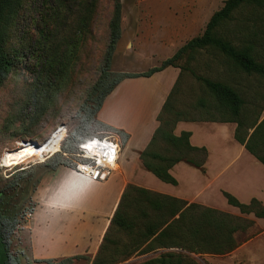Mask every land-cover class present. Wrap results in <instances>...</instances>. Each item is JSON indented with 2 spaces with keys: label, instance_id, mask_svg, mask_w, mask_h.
<instances>
[{
  "label": "rangeland",
  "instance_id": "rangeland-1",
  "mask_svg": "<svg viewBox=\"0 0 264 264\" xmlns=\"http://www.w3.org/2000/svg\"><path fill=\"white\" fill-rule=\"evenodd\" d=\"M49 1L21 0L17 3V13L9 28L7 48L11 57H18L19 60L0 86V193H3V211L18 217L11 248L22 264H48L47 260L57 264L69 258L42 259L35 257V254L48 238H53L54 245L59 243L56 242L59 238H65V231L72 219L63 217L60 222L51 220L49 208L46 207L57 189L63 165L39 162L33 163V168L29 170L24 169V164L5 167L1 158L7 154L6 151L16 149L21 141L46 143L61 125H65L69 133L64 145L75 143L85 136L82 134L84 131L90 133L95 130L97 121L95 117L88 118L89 109L94 104L95 85L100 82L102 74L108 72V60L110 73L104 88L121 74L146 70L162 59L172 58V53L181 45L180 40L174 37L179 29L178 23L186 18L195 19L202 29L226 0H120L121 36L114 50L110 47L113 0H63L61 4L52 0L58 6V12L45 18L47 12L51 11ZM79 3L86 5L90 12L86 24L81 16L82 10L77 11L75 4ZM44 25L50 33L49 48L55 51L59 47L65 51L67 68L63 80L42 88L36 84L43 77L40 65L36 64L37 57L43 53L38 44L43 38L36 26ZM83 27H86L85 30ZM217 33L235 45L257 35V58L264 62V11H238L233 20L223 24ZM186 56L176 61L184 71L174 96L175 110L170 112V118L175 119L178 111L184 112L187 118L197 120L223 118L221 113L214 110L217 102L199 77L235 86L249 102L248 110L257 114L264 102V78L248 76L229 67L232 64L212 47L198 55L196 60H187ZM229 68L233 71L232 77ZM202 102H206L205 107L201 106ZM43 106L45 111L37 115L36 112ZM124 150L123 147L121 154ZM155 150L170 154L169 146L162 142ZM30 159L34 160L31 155ZM121 173L119 166L110 179ZM149 175L143 177L146 185L150 184ZM117 208L102 210V224L109 220V225L104 232L102 229L103 234L100 232L97 236H90V248L83 254L87 259L75 260L72 264H93L106 235L109 241L104 243L106 250L103 256L109 260L117 259L116 264H144L163 255L160 248L144 253L142 250L148 244L133 251L139 232L128 233L112 226ZM127 210L136 216L133 207L129 206ZM241 220L243 223L251 222V226L240 230L236 240L244 243L255 238V243L227 255H192L193 259L183 264H264V224H256V221L245 217H241ZM140 222L136 221L138 226Z\"/></svg>",
  "mask_w": 264,
  "mask_h": 264
},
{
  "label": "trees",
  "instance_id": "trees-1",
  "mask_svg": "<svg viewBox=\"0 0 264 264\" xmlns=\"http://www.w3.org/2000/svg\"><path fill=\"white\" fill-rule=\"evenodd\" d=\"M20 1L0 0V86L7 79L15 62L19 60L18 57H11L9 54L7 41L9 28L12 25L15 13H17V3ZM53 1H49L51 11L47 12L45 18L55 16L58 12V6L54 5ZM62 2L63 0L55 1L56 4H61ZM113 3L114 11L110 22L112 29L110 38L111 50L115 49L121 36L120 24L122 18L120 0H113ZM75 5L77 6V11L82 10L81 16L86 24L90 19V12L85 8L86 5L82 3ZM245 9L264 11V0H226L223 7L212 15L204 33L187 42L172 58L163 61L160 67L153 68L142 74H121L107 88H104L105 80L109 78L110 73V62L108 60V72L105 71L102 74L100 82L94 87L95 94L92 98L94 104L89 109L90 114L88 118H96V114L101 109L106 97L125 78L150 77L154 73L162 71L169 66L181 68L180 79L169 95L158 117L160 126L156 130L148 148L141 153L144 168L163 182L173 185L178 184L177 180L170 173V170L177 163L185 161L204 170L207 160L208 154L206 148L193 147L190 144V133L184 132L180 136L174 134L175 127L180 121H221L237 123L236 140L264 164V120L260 124L258 123L264 110V102L260 106L257 114L255 111L250 112L248 110L249 102H247L246 98L235 86L221 81H213L209 78H198L205 84L208 91L215 98L217 104L216 109H213L221 113L223 118L212 117L207 120H197L187 118L184 112L182 113L178 110L175 113V119L169 117L170 112L173 113L175 110L174 96L184 71L183 67L176 64V61L180 57V60H182V57L187 55V60H196L198 59V55L206 51L208 47H212L218 50L233 65L228 64L229 67L236 68L248 76L259 75L264 78V62L257 58V51H259V40L255 38L257 35L247 37L240 41L238 45H235L217 33L223 24L233 20L235 13ZM36 28L43 38L38 43L43 53L37 57L36 64V66L40 65L43 77L40 78V81H36V84L45 88L65 78L67 64L65 63L64 50L58 47L55 51H52L49 48L51 45L48 42L50 37L49 31H47L48 27L44 25L43 27L36 26ZM85 28L83 27V30ZM232 72L229 68L231 77ZM250 104L253 105L254 102ZM201 106L205 107L206 102H202ZM44 111L45 106L37 111L36 114H43ZM100 126L103 125L97 122L96 128ZM253 129V133L250 134V130ZM87 133V131H84L82 134ZM159 142L169 146V155L155 150ZM59 158L60 161L58 162ZM57 163L63 166H71L70 161L61 154H56L45 162L46 165ZM224 195L228 203L239 208L242 214L249 215L253 213L257 218L264 219V205L257 199H253L249 204H243L229 193L224 192ZM2 196L3 193H0V264H22L20 257L11 248L12 237L19 223L18 217L16 214H7L3 211ZM129 206L133 207L136 211V216L127 210ZM137 220L141 221L139 226L136 223ZM112 226H116L128 233H133L134 231L139 232L137 236L138 240L133 251L140 250L146 244H148L146 249L142 250L144 253L156 248L162 249V252H164L163 255L161 254L155 259H149L144 264H183L188 259H193L192 255H227L232 253L239 246L235 237L236 233L249 228L251 222L247 221V223H243L241 217L227 212L212 209L197 203H188L175 197L130 184L123 194L114 214ZM108 241V236L106 235L104 243L106 242L107 244ZM104 243L93 264H116L117 259L109 260L103 256V252L106 250ZM174 248L180 249L181 252L165 251ZM79 259L87 258L84 256L69 257L62 259L57 264H72L75 260ZM47 263L56 264V262H52L51 260H47Z\"/></svg>",
  "mask_w": 264,
  "mask_h": 264
},
{
  "label": "crops",
  "instance_id": "crops-1",
  "mask_svg": "<svg viewBox=\"0 0 264 264\" xmlns=\"http://www.w3.org/2000/svg\"><path fill=\"white\" fill-rule=\"evenodd\" d=\"M177 26L179 29L175 31L174 37L181 42L179 49L195 36L204 33L207 27L205 25L201 29L195 19L187 18ZM164 60L146 70L128 71L127 74L146 73L160 67ZM181 72V68L169 66L150 77L125 78L106 97L96 114V120L118 131L124 139L125 150L119 163L122 173L110 179L114 173L108 181L99 182L62 166L57 189L46 207L49 208L51 220L60 222L63 217H71L72 222L65 231V238L56 240L59 243L55 245L52 243L53 238H48L35 257L52 259L86 254L90 248V236L99 235L102 229L104 232L110 223L107 220L105 225L102 224V210L116 209L130 184L264 224V219L257 218L253 213L242 214L239 208L228 203L224 195V192L229 193L243 204L257 199L264 205V164L236 140L238 124L235 122L180 121L176 125V136L190 133V144L206 148L208 154L204 170L185 161L177 163L170 170L177 185L163 182L144 168L141 153L148 148L160 126L158 117L176 87ZM263 120L264 110L258 123ZM253 131L250 130V134ZM147 175L151 177L149 185L143 182V177ZM255 242V238L244 243L238 242V248L232 253Z\"/></svg>",
  "mask_w": 264,
  "mask_h": 264
},
{
  "label": "built area",
  "instance_id": "built-area-1",
  "mask_svg": "<svg viewBox=\"0 0 264 264\" xmlns=\"http://www.w3.org/2000/svg\"><path fill=\"white\" fill-rule=\"evenodd\" d=\"M61 129H64L65 134L61 139L60 148L57 152L46 153L37 163H45L56 154L63 155L68 159L71 166H66L76 171L81 176L93 181H107L114 173L120 163V154L123 149L124 139L118 131L108 128V126H100L96 130L81 136L75 143H67L69 137L68 129L65 125L59 126L52 134ZM37 142V141H35ZM37 144H41L37 142ZM90 144V148H85L83 145ZM33 163H24V169H29ZM165 251L181 252L180 249L174 248Z\"/></svg>",
  "mask_w": 264,
  "mask_h": 264
},
{
  "label": "bare ground",
  "instance_id": "bare-ground-1",
  "mask_svg": "<svg viewBox=\"0 0 264 264\" xmlns=\"http://www.w3.org/2000/svg\"><path fill=\"white\" fill-rule=\"evenodd\" d=\"M64 136V129L57 131L54 137L46 141L37 144L33 140L21 141L18 143V147L13 150L6 151L7 154L1 158L3 166H16L24 163L36 162L41 160L46 153L57 152L60 148V142ZM29 155L34 158L28 160Z\"/></svg>",
  "mask_w": 264,
  "mask_h": 264
},
{
  "label": "snow or ice",
  "instance_id": "snow-or-ice-1",
  "mask_svg": "<svg viewBox=\"0 0 264 264\" xmlns=\"http://www.w3.org/2000/svg\"><path fill=\"white\" fill-rule=\"evenodd\" d=\"M90 144H86V145H83V147H85V148H90Z\"/></svg>",
  "mask_w": 264,
  "mask_h": 264
},
{
  "label": "water",
  "instance_id": "water-1",
  "mask_svg": "<svg viewBox=\"0 0 264 264\" xmlns=\"http://www.w3.org/2000/svg\"><path fill=\"white\" fill-rule=\"evenodd\" d=\"M37 143V142H36Z\"/></svg>",
  "mask_w": 264,
  "mask_h": 264
}]
</instances>
